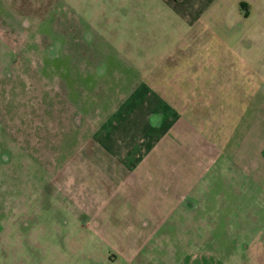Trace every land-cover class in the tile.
Segmentation results:
<instances>
[{"label":"rangeland","instance_id":"rangeland-1","mask_svg":"<svg viewBox=\"0 0 264 264\" xmlns=\"http://www.w3.org/2000/svg\"><path fill=\"white\" fill-rule=\"evenodd\" d=\"M0 125V264H264V0H0Z\"/></svg>","mask_w":264,"mask_h":264},{"label":"crops","instance_id":"crops-1","mask_svg":"<svg viewBox=\"0 0 264 264\" xmlns=\"http://www.w3.org/2000/svg\"><path fill=\"white\" fill-rule=\"evenodd\" d=\"M143 85H145L144 83H143ZM146 86V85H145ZM139 87V86H138ZM140 88V87H139ZM138 88V89H139ZM137 89V90H138ZM146 89L145 88H143L142 90H141V88L135 93V98L136 99H140V98H143V92L145 91ZM137 94V95H136ZM162 98V97H161ZM130 100H128L127 101V103L129 102ZM163 101H164V99H163ZM165 102V101H164ZM166 103V102H165ZM127 107H130V104H127ZM163 107H166V109H169V110H171L172 112H174L175 114H177L176 113V109H174L171 105H169V104H165V105H163ZM162 107V110H163V116H162V120H163V122H166V120H167V117H165L166 115H165V112H164V108ZM122 111H123V114H122V116H124V107L122 108ZM126 111V110H125ZM154 113H156V111L155 112H151V114L148 116L149 118H148V122H143V127L142 128H144V130H145V132H144V136L146 135V136H151V137H153L154 136V134H152V133H155V132H157L159 129H162L163 128V126H162V124H155V123H152L151 122V115L152 114H154ZM128 116H130V114L129 113H127L126 114V116L124 117V118H118L117 119V122L114 124V125H117V127L115 128V130L116 129H121L122 127H124V128H128V120H127V118H128ZM105 125H111V126H109V128H108V131L107 132H110V131H113V127H112V123H111V121H109V122H107ZM105 127V126H104ZM175 127V126H174ZM190 127V126H189ZM102 129H103V127H102ZM101 129V130H102ZM111 129V130H110ZM159 132V131H158ZM117 137V136H116ZM119 137V136H118ZM124 141H126V142H129L127 139H125ZM119 143H125V142H119ZM224 150H225V147H224ZM112 151H115V149H113V148H111V150H110V152H111V154H110V156L112 155V157H110L113 161H115V159H117V162H118V164L117 165H115V166H117V168H119V169H121V170H124V172H123V174H126V175H130V173H129V171H127V169H129V167L124 163L125 161H123V163L121 162V160L120 159H128L129 158V156H126L127 155V153H126V149L125 150H123V149H121V150H118V149H116V151H118L119 153H118V155L117 156H114V153L112 152ZM104 157H102L103 159H107V157H108V150H105L104 151ZM119 155L121 156V158H119ZM117 157V158H116ZM121 163V164H120ZM134 167V166H133ZM133 167H131V168H133ZM130 168V169H131Z\"/></svg>","mask_w":264,"mask_h":264},{"label":"flooded vegetation","instance_id":"flooded-vegetation-1","mask_svg":"<svg viewBox=\"0 0 264 264\" xmlns=\"http://www.w3.org/2000/svg\"><path fill=\"white\" fill-rule=\"evenodd\" d=\"M27 27V28H26ZM25 28H26V30L27 29H29V25L28 26H26ZM57 46V45H56ZM58 47V46H57ZM59 48V47H58ZM53 50L54 49H56V48H52ZM58 56H59V53L58 54H56V58H58ZM60 57V56H59ZM105 67H107V66H105ZM104 69H106V68H104ZM96 74H97V76H102V75H104V73L102 74V72H100L99 70H97V72H96ZM161 104V103H160ZM162 105V104H161ZM160 105V106H161ZM162 107H163V105L161 106V107H157V108H159V109H157L156 108V113H154V114H152L151 115V122L153 123L156 119L158 120H160L157 124H161V120H162V116H163V110H162ZM81 114H83V112H81ZM156 118V119H155ZM100 121V124L98 125V127H100L101 129H102V127H104L103 129L104 130H107L108 128H109V126H111V125H105L107 122H109V121H113V122H111V123H113L112 124V127H113V130H115V128L117 127V125H114V123H116L117 122V119H115V120H111V119H107V120H99ZM1 126V125H0ZM115 127V128H114ZM1 127H0V131H1ZM101 129H100V131H101ZM182 204L185 206V208H187V209H194V208H196L197 207V205L192 201V199L191 198H189V196H183L182 197Z\"/></svg>","mask_w":264,"mask_h":264}]
</instances>
